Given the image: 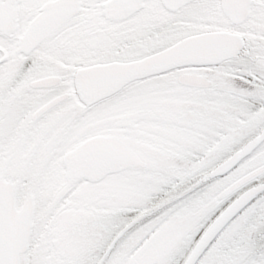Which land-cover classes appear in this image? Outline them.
I'll use <instances>...</instances> for the list:
<instances>
[{
  "label": "snow or ice",
  "instance_id": "6c2138e0",
  "mask_svg": "<svg viewBox=\"0 0 264 264\" xmlns=\"http://www.w3.org/2000/svg\"><path fill=\"white\" fill-rule=\"evenodd\" d=\"M0 264H264V0H0Z\"/></svg>",
  "mask_w": 264,
  "mask_h": 264
}]
</instances>
